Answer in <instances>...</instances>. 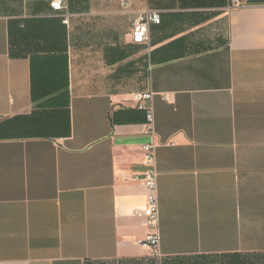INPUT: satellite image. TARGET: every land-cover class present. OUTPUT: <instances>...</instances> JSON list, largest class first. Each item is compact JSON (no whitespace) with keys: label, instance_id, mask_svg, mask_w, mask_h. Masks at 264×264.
I'll list each match as a JSON object with an SVG mask.
<instances>
[{"label":"crops","instance_id":"1","mask_svg":"<svg viewBox=\"0 0 264 264\" xmlns=\"http://www.w3.org/2000/svg\"><path fill=\"white\" fill-rule=\"evenodd\" d=\"M51 1L0 0V264H264V0Z\"/></svg>","mask_w":264,"mask_h":264},{"label":"built area","instance_id":"2","mask_svg":"<svg viewBox=\"0 0 264 264\" xmlns=\"http://www.w3.org/2000/svg\"><path fill=\"white\" fill-rule=\"evenodd\" d=\"M51 6L55 11H63L66 8L64 0H52ZM243 0H231V9L243 7ZM64 22H69L68 14L64 17ZM162 22L161 12L158 10H148L140 12L135 19L132 27V40L134 43L142 44L149 39L150 27L152 24ZM153 92H140L136 95L138 107L146 112L147 122L146 131L151 136V140L143 145L145 155L146 169L139 179H141L146 188V206L142 209L145 217V226L147 234L144 244L151 250L154 257H161L160 251V233H159V200H158V178L157 168V143L155 142V112L152 103ZM138 178V177H137Z\"/></svg>","mask_w":264,"mask_h":264},{"label":"trees","instance_id":"3","mask_svg":"<svg viewBox=\"0 0 264 264\" xmlns=\"http://www.w3.org/2000/svg\"><path fill=\"white\" fill-rule=\"evenodd\" d=\"M59 61H63V58H60ZM59 73H60V70H59ZM55 74L56 73L54 71V72H52L50 74V76H55ZM64 77H65V74H64ZM47 81H48V78L43 73L41 75V82L40 83H37V81L35 79L33 80V94H34V98H35V89H36L37 86L39 88L42 87V93H41L42 97H44L46 95L53 94V93L57 92L60 89L59 85L58 86L57 85H52L50 83H47V85H45V82H47ZM65 93H66V91L63 94H65Z\"/></svg>","mask_w":264,"mask_h":264}]
</instances>
